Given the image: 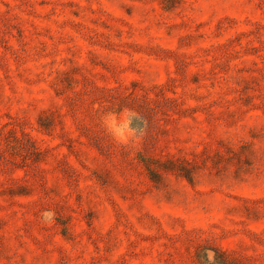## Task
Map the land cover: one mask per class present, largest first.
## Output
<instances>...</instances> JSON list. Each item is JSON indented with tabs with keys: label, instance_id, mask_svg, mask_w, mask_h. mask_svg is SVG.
<instances>
[{
	"label": "rangeland",
	"instance_id": "1",
	"mask_svg": "<svg viewBox=\"0 0 264 264\" xmlns=\"http://www.w3.org/2000/svg\"><path fill=\"white\" fill-rule=\"evenodd\" d=\"M206 251L264 264V0H0V264Z\"/></svg>",
	"mask_w": 264,
	"mask_h": 264
},
{
	"label": "clouds",
	"instance_id": "2",
	"mask_svg": "<svg viewBox=\"0 0 264 264\" xmlns=\"http://www.w3.org/2000/svg\"><path fill=\"white\" fill-rule=\"evenodd\" d=\"M100 125L112 141L125 148H133L143 141L148 133V121L133 108L124 107L116 111H106L101 115ZM45 223H55L56 216L51 210L41 214ZM206 264H215V253L206 251ZM204 264V262H202Z\"/></svg>",
	"mask_w": 264,
	"mask_h": 264
}]
</instances>
